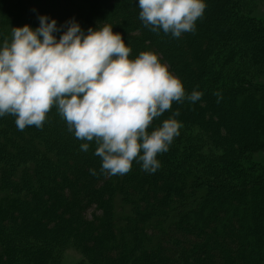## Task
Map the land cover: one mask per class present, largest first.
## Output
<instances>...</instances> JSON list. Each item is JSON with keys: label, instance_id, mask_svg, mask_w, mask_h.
<instances>
[{"label": "trees", "instance_id": "obj_1", "mask_svg": "<svg viewBox=\"0 0 264 264\" xmlns=\"http://www.w3.org/2000/svg\"><path fill=\"white\" fill-rule=\"evenodd\" d=\"M80 1L81 28L112 25L129 58L151 51L187 92L203 95L153 121L178 110L182 124L154 173L133 161L126 174L102 175L95 142L81 151L86 141L55 106L39 129L0 117V264H57L68 248L78 264H264V175L202 184L183 170L200 155L228 160L264 148V91L240 89L241 75L228 71L241 53L264 68V27L242 21L239 0H205L195 32L173 38L145 27L133 0ZM30 2L0 0V41L11 27L38 26Z\"/></svg>", "mask_w": 264, "mask_h": 264}, {"label": "clouds", "instance_id": "obj_2", "mask_svg": "<svg viewBox=\"0 0 264 264\" xmlns=\"http://www.w3.org/2000/svg\"><path fill=\"white\" fill-rule=\"evenodd\" d=\"M133 2L145 27L173 38L194 33L206 8L205 0ZM37 19V27H11V38L0 41V117L14 116L20 131L39 129L55 106L67 131L86 141L81 151L95 142L102 175L126 174L133 161L146 173L157 171L158 155L169 150L182 124L174 118L178 110L158 125L153 121L173 102L194 103L203 93L187 92L151 51L129 58L130 46L112 25L85 31L74 18L60 26L47 15Z\"/></svg>", "mask_w": 264, "mask_h": 264}, {"label": "rangeland", "instance_id": "obj_3", "mask_svg": "<svg viewBox=\"0 0 264 264\" xmlns=\"http://www.w3.org/2000/svg\"><path fill=\"white\" fill-rule=\"evenodd\" d=\"M240 2L241 0L237 3L236 13L242 21L264 27V0H246V3L240 5L239 9ZM30 4L36 16L47 15L49 18L55 19L58 26L70 18H74L79 25L87 26L82 17L84 4L80 0H31ZM241 56L242 53L236 56L228 68V71L230 69V71L233 70L241 75L236 79V86L240 89L249 87L264 91V68L258 67L253 62H248L247 58ZM218 86H216L217 89ZM229 133L231 134L232 130H229ZM200 157V160L183 167V170L188 173L190 178L193 180L195 178L202 184H208L216 179V182L223 185L227 182L246 181L258 175H264V148L228 160H217L215 155H200ZM80 259L77 252L68 248L62 252L57 264H78Z\"/></svg>", "mask_w": 264, "mask_h": 264}]
</instances>
